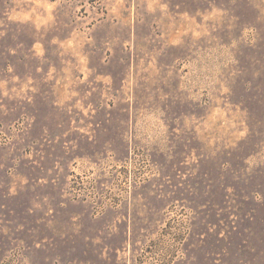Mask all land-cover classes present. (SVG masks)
<instances>
[{
  "label": "rangeland",
  "instance_id": "374dc122",
  "mask_svg": "<svg viewBox=\"0 0 264 264\" xmlns=\"http://www.w3.org/2000/svg\"><path fill=\"white\" fill-rule=\"evenodd\" d=\"M0 264H264V0H0Z\"/></svg>",
  "mask_w": 264,
  "mask_h": 264
}]
</instances>
